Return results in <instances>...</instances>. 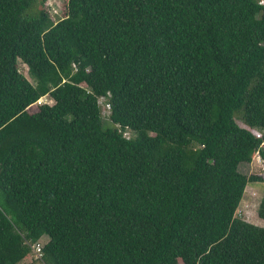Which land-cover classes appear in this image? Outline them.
I'll return each instance as SVG.
<instances>
[{
  "label": "trees",
  "instance_id": "trees-1",
  "mask_svg": "<svg viewBox=\"0 0 264 264\" xmlns=\"http://www.w3.org/2000/svg\"><path fill=\"white\" fill-rule=\"evenodd\" d=\"M50 1L0 0V264H264V0Z\"/></svg>",
  "mask_w": 264,
  "mask_h": 264
},
{
  "label": "rangeland",
  "instance_id": "rangeland-1",
  "mask_svg": "<svg viewBox=\"0 0 264 264\" xmlns=\"http://www.w3.org/2000/svg\"><path fill=\"white\" fill-rule=\"evenodd\" d=\"M62 5H63V0H53L47 2L45 5V9L48 11L50 17L54 22H57L63 16ZM36 9H39V7H37ZM19 70L26 78H28V80L32 84H34V80L30 78V76L28 75L27 67L23 65L21 62H19ZM45 103L49 105L53 104L50 98L45 97V98H41L37 105L45 104ZM34 107L35 106H33V108L31 109L32 111L36 110ZM237 124L241 128L248 129V127H246L240 121H237ZM239 172L247 177H250L252 175L260 176L264 174V165L258 162L257 155H255L251 163L242 164L239 167ZM263 195H264V181L253 182L249 184L245 190V194L237 210L236 217L255 226L264 228V220H261L258 217V208ZM39 241H41L42 243H46L48 241V238L42 237ZM20 264H44V263L40 260H36L31 253Z\"/></svg>",
  "mask_w": 264,
  "mask_h": 264
},
{
  "label": "built area",
  "instance_id": "built-area-1",
  "mask_svg": "<svg viewBox=\"0 0 264 264\" xmlns=\"http://www.w3.org/2000/svg\"><path fill=\"white\" fill-rule=\"evenodd\" d=\"M99 103L103 105L104 113H109L110 111V105L106 101V98H101L99 100ZM256 137H260V134L256 131L252 132ZM258 162L263 164L261 158L257 155ZM42 249H43V243L42 242H36L31 245V251L34 254L35 258H40L42 256Z\"/></svg>",
  "mask_w": 264,
  "mask_h": 264
}]
</instances>
